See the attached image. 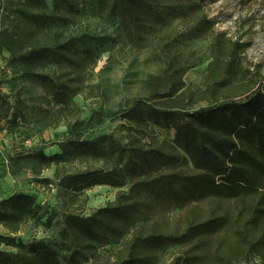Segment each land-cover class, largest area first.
<instances>
[{
	"label": "trees",
	"instance_id": "trees-1",
	"mask_svg": "<svg viewBox=\"0 0 264 264\" xmlns=\"http://www.w3.org/2000/svg\"><path fill=\"white\" fill-rule=\"evenodd\" d=\"M119 21L125 38L135 40L146 28L178 20L181 32L158 40L159 74H148L140 92L120 110L127 126L125 142L111 139L101 149L82 140L79 131L91 122L80 119L73 102L84 88L87 71L95 67L87 36L70 31L69 0H7L0 6V53L13 69L10 96L0 93V128L29 140L48 128L64 124L67 141L54 144L59 153L46 155L42 148L16 152L0 162L13 172L26 170L35 183L47 184L44 170L78 162L85 168L59 178L60 195L94 186L119 188L109 205L88 216L69 213L61 235L83 254L98 246L119 243L131 232L124 257L114 264L148 263L140 255L145 246L183 245L201 236H215L214 264H238L257 256L264 264V74L243 65L247 44L216 32L203 8L204 0H97ZM65 6L63 12L60 7ZM209 40L210 62L200 86L185 87L184 76L195 65L192 52L181 43ZM33 86L41 88L36 95ZM206 101L205 106H199ZM154 127L172 129V145ZM180 150L191 160L193 173L181 175L171 165ZM115 156L109 164L91 168L89 162ZM128 185L126 190H123ZM170 192L182 195L188 210L181 229L170 233H142L140 215L149 212L147 201ZM35 197L13 193L0 199V226L16 234L35 219ZM15 246L11 236H0ZM15 253L0 250V264H57V255L43 242L18 243ZM176 258L171 264H181Z\"/></svg>",
	"mask_w": 264,
	"mask_h": 264
},
{
	"label": "rangeland",
	"instance_id": "rangeland-1",
	"mask_svg": "<svg viewBox=\"0 0 264 264\" xmlns=\"http://www.w3.org/2000/svg\"><path fill=\"white\" fill-rule=\"evenodd\" d=\"M7 0H0V6ZM73 8L68 13L70 31L75 35L87 36L94 54L96 65L87 71L82 92L73 98L75 105L81 110L80 119L91 122L79 131L82 140L92 141L97 147H107L111 139L125 142L127 139L125 119L121 117L122 105L140 92L148 74H159L163 64L156 57L158 40L165 36H173L181 32L178 20H170L155 28H146L136 34L135 40L125 38V33L116 18L107 14L106 6L97 0H69ZM48 10H53V0H45ZM203 8L207 17L214 23L216 32H224L233 40H240L246 45L241 55L243 65L264 74V0H204ZM65 6L60 7L63 12ZM209 40L193 39L181 43L183 52H192L191 61L195 65L187 70L184 76L185 87L200 86L204 70L210 62ZM8 54L0 53V93L8 94L13 101L11 92L13 69L7 67L5 58ZM36 95L41 88L33 86ZM203 101L199 106H205ZM155 132L167 144L172 145L174 132L154 127ZM73 135L68 134L64 124L48 128L27 140L24 129H20L13 137L11 153L31 151L42 148L46 155L59 153L57 145ZM179 156V161L166 171L175 170L181 175L193 173L189 157L180 150L171 149ZM106 159L89 162L95 168L109 164L115 156L106 152ZM6 158H0L1 162ZM0 162V199L13 193H25L35 197L38 215L35 219L22 224L16 234H10L0 226V236H11L18 243L29 246L43 242L56 252L57 264H114L124 257L131 232L125 234L117 244L110 243L98 246L92 255L77 250L61 232L64 219L69 213L88 216L98 208L114 201L119 188L111 186H94L77 193V197L69 195L63 198L59 193L58 182L62 176L85 168L78 162L62 163L44 170L42 177L49 179L47 184L35 183L28 171L13 172ZM125 185L123 190H126ZM149 212L140 215L139 227L142 233L156 232L170 234L184 224L188 205L184 196L167 194L156 196L147 201ZM215 236H201L183 245L161 244L158 247L145 246L140 255L148 258L144 264H171L180 258L181 264H214L212 252ZM8 246L6 241L0 244V250L15 253L17 248ZM238 264H261L257 256L239 260Z\"/></svg>",
	"mask_w": 264,
	"mask_h": 264
},
{
	"label": "crops",
	"instance_id": "crops-1",
	"mask_svg": "<svg viewBox=\"0 0 264 264\" xmlns=\"http://www.w3.org/2000/svg\"><path fill=\"white\" fill-rule=\"evenodd\" d=\"M6 130L0 128V158H7L12 155L11 149L13 147V137ZM1 196V194H0Z\"/></svg>",
	"mask_w": 264,
	"mask_h": 264
}]
</instances>
